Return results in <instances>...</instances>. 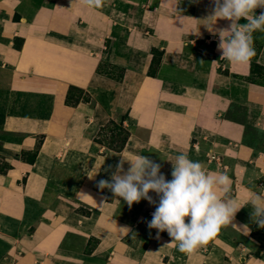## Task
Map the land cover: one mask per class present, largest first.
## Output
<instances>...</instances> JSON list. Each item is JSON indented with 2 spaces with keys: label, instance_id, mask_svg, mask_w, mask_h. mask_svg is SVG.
Here are the masks:
<instances>
[{
  "label": "crops",
  "instance_id": "1",
  "mask_svg": "<svg viewBox=\"0 0 264 264\" xmlns=\"http://www.w3.org/2000/svg\"><path fill=\"white\" fill-rule=\"evenodd\" d=\"M212 8V0H104L101 8L0 0V159L12 165L0 172V241L7 244L0 264H264L249 203L264 193V84L250 79L251 61L221 58L213 30L230 22L207 19ZM261 43L257 63L264 67V37ZM153 48L162 51L157 76L148 75ZM104 61L124 68L120 82L100 71ZM71 85L90 100L68 105ZM126 112L123 150L95 141ZM42 136L36 161L22 160ZM181 153L226 173L229 195L244 205L192 253L147 227L155 211L147 200L129 208L96 186L121 156H146L171 180ZM227 227L244 241L229 239Z\"/></svg>",
  "mask_w": 264,
  "mask_h": 264
},
{
  "label": "clouds",
  "instance_id": "2",
  "mask_svg": "<svg viewBox=\"0 0 264 264\" xmlns=\"http://www.w3.org/2000/svg\"><path fill=\"white\" fill-rule=\"evenodd\" d=\"M81 3L89 8H101L104 0H81ZM212 5L207 19H213L214 23L218 19L230 22L227 27L213 30L219 36L221 58L232 63H248L255 55L252 34L264 31V11L255 14L257 8L264 9V0H212ZM241 19L247 22L241 24ZM214 23L209 25L210 30ZM125 163L129 165L127 169ZM171 177L168 180L161 172V165L146 156L138 155L134 159L121 156L110 179H100L96 186L101 191L110 190L129 208L141 200L154 205L147 227L157 230V238L166 231L171 243H176L182 253H192L206 245L244 207L229 195L231 181L226 173L208 172L201 162L190 160L184 153L172 162ZM150 192L156 194L158 202ZM218 192H223V197ZM249 203L253 221L264 228V193L252 194Z\"/></svg>",
  "mask_w": 264,
  "mask_h": 264
},
{
  "label": "rangeland",
  "instance_id": "3",
  "mask_svg": "<svg viewBox=\"0 0 264 264\" xmlns=\"http://www.w3.org/2000/svg\"><path fill=\"white\" fill-rule=\"evenodd\" d=\"M125 3L123 4H119L118 5V9L120 10H124L126 9V6L124 5ZM253 36V47H254V50H255V53L256 51L258 50L259 48V45L262 41V38L264 37V31H258V32H255L252 34ZM200 47L204 48L206 46H208V44L206 43H203V41H200ZM204 49L200 50V51H204ZM209 50V49H208ZM155 55V60L151 66V68L149 69L148 71V75H149V72L151 74H153L154 76H157L159 74V64H160V60H161V50L158 49L157 51H153ZM154 55H153V58H154ZM199 55V59H200V63H205L207 61V57H205L203 54H201L200 52L198 53ZM107 61V60H106ZM106 61L103 62L102 66L100 67V71L103 73V74H108L109 76L115 78L116 80H118L119 82L122 80V78H120L121 74L123 75L124 71H123V68L121 66H118V67H114L110 64H108ZM258 75L259 76H256V80L259 81V82H264V70H259L258 71ZM72 98L74 99H77V98H81L80 100H82L83 102H86V99L88 98V96L83 92L81 93L80 91H77V90H73L72 92ZM85 98V99H84ZM80 102V101H79ZM93 104L91 105H85L84 107L86 109H90L92 107ZM125 115H129L128 112L124 113L123 115H121L116 121H120L122 119L123 116ZM126 120L124 121V125L126 126V122H130V116H127V118H125ZM128 127V126H126ZM118 134L120 133L119 130H117L113 125H110V126H107L105 127L101 132H100V136H98V140L100 142H102V144H104L106 147L109 145V142L112 141L114 139V134ZM5 161H2L0 159V169L3 168V166L5 165ZM79 209L83 210L84 212H87L88 210L87 209H84V207L82 206H79ZM226 232H228V236H229V239H231L232 241H235L236 243L238 241H244V237H242L237 231H235L234 229L230 228V227H227L226 228ZM253 238L254 240H256V245H255V251H261L262 256L264 257V228H260L258 227L255 231H254V235H253ZM68 240L72 241L71 243H73L74 245H78V244H81L83 245V243H81L83 241L82 238H77V237H74V236H70L68 237ZM258 240V241H257ZM91 245L93 246L94 245V238L90 239L89 240V243H88V246L85 248V250L88 249V247ZM6 248H7V244L0 241V254L4 253L6 251Z\"/></svg>",
  "mask_w": 264,
  "mask_h": 264
},
{
  "label": "trees",
  "instance_id": "4",
  "mask_svg": "<svg viewBox=\"0 0 264 264\" xmlns=\"http://www.w3.org/2000/svg\"><path fill=\"white\" fill-rule=\"evenodd\" d=\"M262 39H263V38H262ZM261 47H262V43H260L258 50L256 51L255 55H254V56L251 58V60H250V61H251V66H252L250 79H251L253 82L264 84V82H259V81H257V80H256V77H255V75H256V76L258 75V73H259L258 71H259V70H260V71H261V70H264V67L260 66V65L257 63V54H258V51L261 49ZM157 50H158L157 48H153V49H152V53H154L153 51H157ZM154 54H155V53H154ZM154 54H153V55H154ZM160 54L162 55V51L160 52ZM154 60H155V55H154V58H152V64H153ZM160 61H161V60H160ZM160 61H159V62H160ZM150 68H151V67H150ZM123 71H124V68H123ZM123 75H124V73H123ZM123 75L121 74L120 78H122ZM149 75L154 76V75L151 74L150 72H149ZM73 90L80 91L81 93H83V92L85 93V91H84L83 89L79 88V87L74 86V85H71V86L69 87V90H68V93H67V98H66V103H67L68 105L76 106V105L79 103V101H80L81 98H77V99L72 98V95H71V94H72ZM85 94H86V93H85ZM86 95L88 96V94H86ZM84 99H85V98H84ZM89 100H90V96H88V98L86 99V101H89ZM127 116H129V115H125V116H123L122 119H121L120 121H116V120L111 119V120H109V121L106 123V125H104V126L102 127L101 131H102L105 127L110 126V125H113L117 130L120 131V133H118V134L115 133V134L113 135V136H114V139H113L112 141L109 142V145L107 146L108 148L113 149V150H116V151H121V150L124 149V147H125V145H126L128 139H129V136H130V131H129L128 128L124 125V121L126 120L125 118H127ZM101 131H100V132H101ZM98 136H100V133H99ZM98 136L95 138V141L98 142V143H100V144H102V142H100V141L97 139ZM42 143H43V136H42V138H40V139L38 140V143H37V146H36L35 150H33V151H24V152H22V154H21V159H22V160H25V161H27V162H29V163H31V164H33V163L36 161V159H37V156H38V153H39V149H40V146L42 145ZM103 145H104V144H103ZM10 168H12V165L9 164L8 162H6L5 165L3 166V168L0 169V172H2V173H6V172L8 171V169H10ZM257 228H258V225L255 223V226H254V229H253V232H252V236L254 235V231H255ZM257 241H258V240H257ZM256 255L261 256V251H257V250H256Z\"/></svg>",
  "mask_w": 264,
  "mask_h": 264
},
{
  "label": "built area",
  "instance_id": "5",
  "mask_svg": "<svg viewBox=\"0 0 264 264\" xmlns=\"http://www.w3.org/2000/svg\"><path fill=\"white\" fill-rule=\"evenodd\" d=\"M212 158H213V159H216V156H215V155H212Z\"/></svg>",
  "mask_w": 264,
  "mask_h": 264
}]
</instances>
